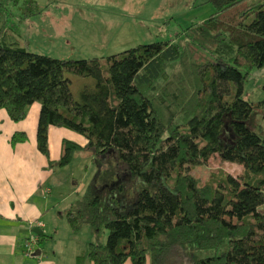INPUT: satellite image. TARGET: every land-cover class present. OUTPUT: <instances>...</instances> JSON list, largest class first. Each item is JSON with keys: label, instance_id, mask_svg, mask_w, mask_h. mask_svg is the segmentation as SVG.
Listing matches in <instances>:
<instances>
[{"label": "trees", "instance_id": "1", "mask_svg": "<svg viewBox=\"0 0 264 264\" xmlns=\"http://www.w3.org/2000/svg\"><path fill=\"white\" fill-rule=\"evenodd\" d=\"M17 1L0 0V110L20 122L38 104L39 152L49 159L48 128H65L86 144L63 141L56 166L83 150L96 168L63 212L73 234H93L74 264H264V128L247 127L264 98H243L264 70V0H214L178 42L79 60L28 52ZM73 78L86 80L76 96Z\"/></svg>", "mask_w": 264, "mask_h": 264}, {"label": "rangeland", "instance_id": "2", "mask_svg": "<svg viewBox=\"0 0 264 264\" xmlns=\"http://www.w3.org/2000/svg\"><path fill=\"white\" fill-rule=\"evenodd\" d=\"M213 1L18 0L17 7L26 17L20 15L13 21L18 25L19 40L28 52L64 60L103 58L138 45L178 42L184 31L204 22L214 13L217 6ZM72 81L71 90L76 96L81 83L86 80L73 78ZM263 84L264 70H252L244 86L243 98L250 102L263 99ZM259 126L264 128V119L260 112L255 111L247 127L256 130ZM91 158L89 152H75L71 162L61 170L60 176L67 179L61 189L66 196L65 208H70L83 195L84 191L79 188L87 186L94 177L96 168ZM210 167H223L234 176L241 172L240 166L221 164L217 158L210 162ZM210 167L192 169L190 173L207 176ZM64 222L67 223L65 218ZM88 231L89 227L85 226L76 235L69 232L74 235L75 246L87 238ZM106 236L105 233L103 242ZM47 247H55L57 256L54 257L52 251L48 252ZM69 249L70 241L64 237L55 244L44 246L48 257L56 260ZM212 254L208 251L200 256ZM25 261L29 262L28 259Z\"/></svg>", "mask_w": 264, "mask_h": 264}, {"label": "crops", "instance_id": "3", "mask_svg": "<svg viewBox=\"0 0 264 264\" xmlns=\"http://www.w3.org/2000/svg\"><path fill=\"white\" fill-rule=\"evenodd\" d=\"M39 111V105L34 103L23 121L13 122L5 110H0V264H74L76 256L87 244L84 242L93 239L92 232L88 231L87 238L75 246L73 236L77 233L70 235L63 215L68 208L63 205L66 196L61 189L67 179L60 176L63 167L56 166L63 141L84 147L86 140L71 130L50 126L47 159L36 144ZM14 135H24L25 140L12 144ZM85 186L81 185L79 190L84 191ZM37 232L45 238L28 258L23 254L25 241L31 233ZM63 237L70 241L69 252L65 250L58 260L51 259L44 246L55 244ZM47 249L57 256L55 247Z\"/></svg>", "mask_w": 264, "mask_h": 264}, {"label": "built area", "instance_id": "4", "mask_svg": "<svg viewBox=\"0 0 264 264\" xmlns=\"http://www.w3.org/2000/svg\"><path fill=\"white\" fill-rule=\"evenodd\" d=\"M36 242H37L36 234L31 233V236L28 237V239L25 241V244H24L25 255H34Z\"/></svg>", "mask_w": 264, "mask_h": 264}]
</instances>
